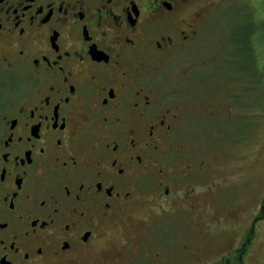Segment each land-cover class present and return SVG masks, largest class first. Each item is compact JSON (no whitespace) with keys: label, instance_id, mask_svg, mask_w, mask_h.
Instances as JSON below:
<instances>
[{"label":"flooded vegetation","instance_id":"1","mask_svg":"<svg viewBox=\"0 0 264 264\" xmlns=\"http://www.w3.org/2000/svg\"><path fill=\"white\" fill-rule=\"evenodd\" d=\"M192 1L0 0V264H196L132 215L188 199L164 149L179 111L146 80L196 35ZM261 221L264 201L201 264H264Z\"/></svg>","mask_w":264,"mask_h":264},{"label":"rangeland","instance_id":"2","mask_svg":"<svg viewBox=\"0 0 264 264\" xmlns=\"http://www.w3.org/2000/svg\"><path fill=\"white\" fill-rule=\"evenodd\" d=\"M188 10L204 12L196 35L171 55L150 60L146 80L166 108L179 111L164 149L181 148L169 166L191 172L172 186L171 196L188 199L176 201L172 215L150 202L132 215H160L151 234L163 229L161 251L186 246L201 264L249 229L264 201V0H193ZM245 38L253 51L243 55ZM256 228L264 237V221Z\"/></svg>","mask_w":264,"mask_h":264},{"label":"trees","instance_id":"3","mask_svg":"<svg viewBox=\"0 0 264 264\" xmlns=\"http://www.w3.org/2000/svg\"><path fill=\"white\" fill-rule=\"evenodd\" d=\"M246 40H247V38H245V40H243V42H242V46H243V55L246 53H250V52H252L253 50H252V47L251 46H249L250 44L249 43H246ZM250 42V41H249ZM248 44V45H247ZM249 51V52H248ZM245 54V55H246ZM245 69H249V70H251V72L254 74V73H257V71H256V69H254V67H249L247 64H245Z\"/></svg>","mask_w":264,"mask_h":264}]
</instances>
